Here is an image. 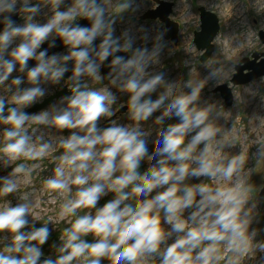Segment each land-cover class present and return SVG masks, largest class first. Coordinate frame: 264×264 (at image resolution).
Instances as JSON below:
<instances>
[{
  "label": "clouds",
  "instance_id": "obj_1",
  "mask_svg": "<svg viewBox=\"0 0 264 264\" xmlns=\"http://www.w3.org/2000/svg\"><path fill=\"white\" fill-rule=\"evenodd\" d=\"M64 3L0 0V162L36 161L63 149L44 188L66 197L56 219L67 218L69 224L59 246L52 245L55 258L46 256L42 246L53 218L29 227L27 216L36 213L28 193L14 206L5 201L0 204V234H5L0 235V264H244L257 252L264 254V240L256 239L257 229L250 230L256 204L250 203L254 187L245 170L246 154L224 152L231 141L213 118L223 114L222 106L200 103L208 81L226 75L224 67L184 82L187 93L177 94L179 83L172 82L153 99L150 94L165 85L163 73L149 71L159 62L163 34L151 49L136 46L129 30L115 35L107 0H72L62 9ZM131 3L123 0L114 11ZM44 7L51 14L41 23L36 16ZM57 39L67 52L49 55ZM45 41L48 47L38 51ZM102 67L108 68L105 75ZM69 71L70 94L60 98L62 108L26 111L43 102L47 89L42 85L59 84ZM104 79L128 94L134 123L109 120V126L98 127L101 117L114 115L117 99L108 85L90 86ZM165 104L156 121L176 117L178 122L166 125L157 146V138H145L140 122ZM41 125L49 132L74 131L54 146L45 141ZM152 152L157 159L149 166ZM35 167L18 163L0 176V197L17 191L21 174L29 182ZM201 177L210 182H188ZM109 192L114 198L97 207ZM89 234L91 241L85 239ZM260 259L264 264V255Z\"/></svg>",
  "mask_w": 264,
  "mask_h": 264
},
{
  "label": "rangeland",
  "instance_id": "obj_2",
  "mask_svg": "<svg viewBox=\"0 0 264 264\" xmlns=\"http://www.w3.org/2000/svg\"><path fill=\"white\" fill-rule=\"evenodd\" d=\"M159 1L172 4V12L168 18L171 22L177 24L178 33L175 44L169 39L163 38L160 41L163 48L159 55V62L150 65L149 71L152 74L158 72L163 73L165 85L157 87L150 95L153 99L157 98L161 93L166 91V85L172 82L179 83L177 94H180V92L186 93L190 89L184 87V82L189 79H203L212 69L220 66L224 67L226 75L219 80L208 81L205 86L206 89L201 93L200 103L201 106H203L204 101H208L215 102L218 108L222 106L223 114L219 117L214 115L213 118L217 125L221 127L222 133L227 135L231 141V145L225 147L224 152H227L229 155H236L241 152L246 154L245 170L249 174V183L254 187L253 199L250 203L255 202L256 204V208L254 209L256 218L250 226V230L251 228L257 229L258 234L256 239L264 240V196L261 195V190L264 188V156L261 155V150L264 149V126L260 128L258 124L260 120V109L262 108L264 110V77L258 78L243 86L239 85L233 87L230 83L235 73L231 71V69L241 59H251L253 53L264 54V45L259 39V32L262 31L264 33V14H259L255 11L253 5L255 0L251 2H247L246 0H234L241 10L239 11V15L235 13L232 14V17L229 16V14H225L224 0ZM33 2H36V0H33ZM71 2L72 0H65L61 8H66ZM122 2L123 0H107L105 5L108 15L115 17V35L120 36L121 33L127 29L130 34L135 37L136 46H147L151 49L153 44L157 42V36L163 34L164 37L165 27L158 19H142V16L148 11L156 10L158 4L153 0H132L131 6L126 10L122 12L114 11L116 6ZM201 7L204 8L205 11L214 14L219 25L218 35L212 42L213 52L204 63L200 62L202 53L196 49L193 42L194 32H198L200 29L198 9ZM50 14L49 9L44 7L36 16V19L43 23ZM233 45L237 46V48L231 49ZM14 46L15 44L11 47ZM66 52L67 49H64L58 53L63 54ZM262 58H264V56ZM15 75H17V73L13 72L12 76ZM12 76L9 77V80H11ZM105 85L110 87V90L116 95L117 99L112 105L114 115L111 118L101 117L98 120V127L103 129L109 126V120H115L121 125L134 123L128 113V94L121 93L116 87L111 86L108 79H104L96 84L90 82V86L92 87H102ZM220 85H227L232 89L233 101L229 107L224 105L220 94L214 92ZM42 86L47 89L46 95L43 98L44 100L61 90L65 86V80L62 78L59 84H44ZM59 100L60 98L55 99L45 108H50V106L53 105H55L56 108H62L64 105L60 104ZM164 107H167V104L161 109H158L148 120L140 122L141 129L145 133V138H157V146H161L162 142V137H159V133L165 129L167 124L178 122V118L176 117H172L171 119L165 117L160 122L156 121L155 117L161 115ZM38 128L43 130L45 141L51 139L54 146L58 143L60 136H67L70 134V131H74L63 130L58 133L55 129L49 132L44 126H38ZM247 128L254 131V140L250 139V136L245 134L248 142L241 143V140L244 138L242 134ZM62 151L63 149L57 148V150L49 156H45L36 161L21 159L13 161L7 166L0 162V176L10 173L11 169L18 163L37 165L30 174L29 182L25 183L23 174H21L18 178L19 187L17 191L5 197H0V204H3L5 201H10L11 205L14 206L17 203L23 202L21 201V196L26 192L28 193V201L33 207V212L36 213L35 216L31 213L28 214L27 219L30 222L29 227L32 226L33 221L35 222V227H40L48 217L53 218L48 222V227L50 229L49 239L42 246L45 255L52 256L53 258L57 255V252L56 247L52 245L55 242L56 246H59L61 243L59 237L63 229L69 226L67 218L61 221H57L56 219L60 211V205L66 197L47 191L44 188V180L54 175V169L58 163L55 157L59 156ZM156 159L155 153L152 152L146 164L150 166L155 163ZM202 180L210 182L204 177L197 179L192 178L188 182L198 183ZM75 188L76 186H73V192ZM68 195H71V193ZM53 197H55V199H53ZM112 198H114V193L109 192L106 196L101 197L97 202V207L103 206L104 203ZM79 214H83V210H81ZM85 239L91 241L93 237L89 234ZM262 255L264 254L259 252L256 253L254 256L256 263L261 264L260 257ZM108 264H111V261H109ZM244 264H251L249 258L245 259Z\"/></svg>",
  "mask_w": 264,
  "mask_h": 264
},
{
  "label": "water",
  "instance_id": "obj_3",
  "mask_svg": "<svg viewBox=\"0 0 264 264\" xmlns=\"http://www.w3.org/2000/svg\"><path fill=\"white\" fill-rule=\"evenodd\" d=\"M156 4H158V7L154 11H148L143 16L142 19H158L161 23L164 24L165 27V33H164V39H169L172 43H176L177 40V33H178V26L176 23H173L169 20V16L172 12V4L166 3L159 0H153ZM199 21H200V29L198 32H194V45L198 51L202 53L200 57V62L204 63L212 54L213 52V45L212 42L214 38L218 35L219 25L218 20L216 16L210 12H207L204 10V8H199ZM15 19V17H14ZM81 24H86V21H79ZM259 39L260 42L264 45V33L262 31L259 32ZM95 43H99V41H96ZM49 44V41L44 42L41 45V49L47 48ZM64 48L61 45V42L57 39L56 44L54 47L48 49V54L51 55L52 53H58L64 50ZM264 54L260 53H253L251 55V59L244 58L241 59L234 67H235V73L233 74L230 83L233 87L239 86V85H246L258 78L264 77V58H262ZM111 57L109 58V60ZM71 61L68 62L69 68L71 67ZM108 62L106 61L105 64ZM35 61L30 60L28 62V67L34 66ZM27 70V69H26ZM101 74L105 75L108 72L107 67L101 68ZM71 74L69 71L68 73H65L64 80H65V86L57 91L54 95L49 96L48 98L44 99L42 103H37L33 107L26 109V111L30 113L38 112L45 107H48L55 99L61 98L63 96L69 95V89H68V81L67 77ZM204 88L202 92L205 90ZM190 91V90H188ZM187 91V92H188ZM186 92V93H187ZM201 92V93H202ZM214 92H218L220 94V97L223 99L224 105L226 107H229L232 104L233 101V95H232V89L229 88L227 85H220L218 86ZM261 195L264 196V188L261 190ZM43 258V257H42Z\"/></svg>",
  "mask_w": 264,
  "mask_h": 264
},
{
  "label": "bare ground",
  "instance_id": "obj_4",
  "mask_svg": "<svg viewBox=\"0 0 264 264\" xmlns=\"http://www.w3.org/2000/svg\"><path fill=\"white\" fill-rule=\"evenodd\" d=\"M247 2L248 1H252V0H246ZM224 2V6H225V14L226 15H228L229 14V16H231L232 17V14H237V15H239L240 13H239V11L241 10L240 9V7L239 6H237L236 5V3L234 2V0H224L223 1ZM253 5H254V8H255V11L256 12H258L259 14H264V0H255V2L253 3ZM242 15V14H241ZM236 17V16H235ZM228 18V17H227ZM230 18V17H229ZM242 22V21H241ZM240 22V23H241ZM245 38V37H244ZM228 40V39H227ZM241 41V40H240ZM239 41V42H240ZM228 45V44H227ZM232 48H237V46H231V49ZM256 111V110H255ZM254 113H256V112H254ZM260 115H259V117H260V120H259V122H258V124H259V126H260V128H263V126H264V119H263V117H264V110L261 108L260 109V113H259ZM262 116V117H261ZM42 126V125H41ZM38 127V126H37ZM40 127V126H39ZM45 127V126H44ZM245 134L246 135H249L250 136V139H252V140H254L253 139V135H254V131L253 130H251L250 128H247L245 131H244V133L242 134L243 136H244V138L241 140L242 142L241 143H244V142H248V139L245 137ZM194 179H197V178H194ZM249 260H250V263L251 264H258V263H256L255 261H256V259L254 258V256L253 257H250L249 258Z\"/></svg>",
  "mask_w": 264,
  "mask_h": 264
}]
</instances>
